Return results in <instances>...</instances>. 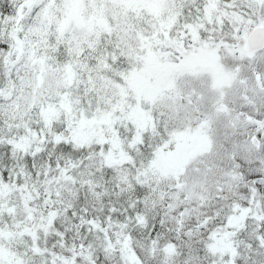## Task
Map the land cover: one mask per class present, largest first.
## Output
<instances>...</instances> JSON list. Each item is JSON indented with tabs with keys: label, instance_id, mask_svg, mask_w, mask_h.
I'll list each match as a JSON object with an SVG mask.
<instances>
[{
	"label": "snow or ice",
	"instance_id": "1",
	"mask_svg": "<svg viewBox=\"0 0 264 264\" xmlns=\"http://www.w3.org/2000/svg\"><path fill=\"white\" fill-rule=\"evenodd\" d=\"M0 264H264V0H0Z\"/></svg>",
	"mask_w": 264,
	"mask_h": 264
}]
</instances>
